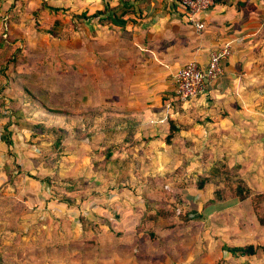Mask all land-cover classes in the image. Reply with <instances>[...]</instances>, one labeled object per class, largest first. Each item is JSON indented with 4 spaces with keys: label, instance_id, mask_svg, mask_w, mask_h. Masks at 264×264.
<instances>
[{
    "label": "rangeland",
    "instance_id": "rangeland-1",
    "mask_svg": "<svg viewBox=\"0 0 264 264\" xmlns=\"http://www.w3.org/2000/svg\"><path fill=\"white\" fill-rule=\"evenodd\" d=\"M5 1L0 10L7 13ZM0 25V137L20 135L8 151L22 180L8 184L5 177L0 187V264H136L134 254L149 264H232L224 257L227 237L238 233L231 216L240 214L239 227L257 236L264 229V192L249 188L241 164L219 157L201 103L168 92L159 115L168 133L151 146L152 157L125 124L128 117L110 114L109 105L88 109L86 67L53 32L29 46L22 38L13 42L1 14ZM196 124L203 128L194 140L183 131ZM39 125L56 129L34 136ZM20 143L23 159L14 154ZM19 185L33 191L30 208ZM238 202L242 208L231 210ZM46 203L53 206L44 211ZM13 205L25 218L22 211L18 218L13 210L9 218L2 214ZM262 256L234 264H264Z\"/></svg>",
    "mask_w": 264,
    "mask_h": 264
},
{
    "label": "crops",
    "instance_id": "crops-1",
    "mask_svg": "<svg viewBox=\"0 0 264 264\" xmlns=\"http://www.w3.org/2000/svg\"><path fill=\"white\" fill-rule=\"evenodd\" d=\"M213 1L201 16L205 26L202 31L187 22L185 10L176 0H6L7 13L0 10V14L15 44L16 38H22L30 46L36 35L53 32L59 47L70 48L77 64L86 67L88 109L109 105L110 114L128 117L130 121L125 124L137 131L134 138L141 137L140 145L149 146L152 157L151 146L168 133L159 115L165 114L167 106V100L162 99L175 90L176 71L189 61L204 66L210 53L230 44L231 52L221 63L220 76L193 105L206 107L212 128H204L211 132L207 135L215 133L216 143L222 147L219 157H226L233 165L241 164L249 188L264 192V0ZM2 124L0 120V127ZM10 127L25 129L15 123ZM191 127L184 128L183 133L195 140V133L203 127ZM17 134L10 135L9 145L0 137V187L5 177L8 184L22 181L18 171L10 169L13 157L8 151L19 145ZM20 146L14 154L23 159L25 145ZM6 187V192L14 191ZM17 188V194L27 196L23 204L30 208L33 191L22 185ZM15 205L24 209L21 204ZM15 205L2 214L9 218ZM235 205L231 210L242 208L244 203ZM48 206L53 205L46 203L43 210ZM17 213V218L21 214L25 218L24 210ZM240 216H231L235 228L230 229L238 233L226 239L230 249L224 257L232 264L258 259L264 253V229L258 228L257 236L248 228H240ZM121 224L125 228L126 223ZM135 231L126 230L124 235ZM247 246L254 247L253 255L232 252L233 248ZM134 255L136 264H149V257Z\"/></svg>",
    "mask_w": 264,
    "mask_h": 264
},
{
    "label": "built area",
    "instance_id": "built-area-1",
    "mask_svg": "<svg viewBox=\"0 0 264 264\" xmlns=\"http://www.w3.org/2000/svg\"><path fill=\"white\" fill-rule=\"evenodd\" d=\"M185 10L187 22L197 31L204 30L201 16L213 5V0H176ZM230 44L214 50L209 55L206 65L189 61L174 74V86L177 100L188 103L194 101L207 91L208 85L215 82L221 74V63L230 55Z\"/></svg>",
    "mask_w": 264,
    "mask_h": 264
},
{
    "label": "trees",
    "instance_id": "trees-1",
    "mask_svg": "<svg viewBox=\"0 0 264 264\" xmlns=\"http://www.w3.org/2000/svg\"><path fill=\"white\" fill-rule=\"evenodd\" d=\"M98 13H101V12H98ZM58 111H54V113H57ZM39 131H38V133L37 132H35L34 130H33V128H32V131H33V135L34 136H38V137H41V136H43V137H45L44 135V133H48V132H50L51 134L52 133H54L53 131H50V130H53V129H56L55 127H52L53 129H48L46 126H44V125H39ZM59 130V129H58ZM7 145H9L10 144V141L6 138V137H4L3 139H2ZM56 140L57 141H61L60 140V136H57L56 135ZM237 189H238V191L240 190V194L241 193H243V189L241 188V187H237ZM243 198V197H242ZM254 247H252V246H247V247H239V248H233L232 249V252H234V253H236V254H239V255H242V256H244V255H253L254 254Z\"/></svg>",
    "mask_w": 264,
    "mask_h": 264
}]
</instances>
